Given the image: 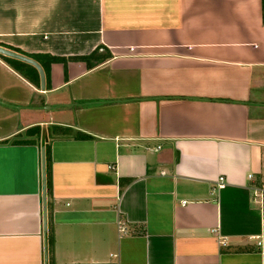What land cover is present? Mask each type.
<instances>
[{"label":"crops","instance_id":"crops-1","mask_svg":"<svg viewBox=\"0 0 264 264\" xmlns=\"http://www.w3.org/2000/svg\"><path fill=\"white\" fill-rule=\"evenodd\" d=\"M0 43L111 53L0 56V264H264L262 0H0Z\"/></svg>","mask_w":264,"mask_h":264},{"label":"trees","instance_id":"trees-1","mask_svg":"<svg viewBox=\"0 0 264 264\" xmlns=\"http://www.w3.org/2000/svg\"><path fill=\"white\" fill-rule=\"evenodd\" d=\"M262 7H263V21H264V0H262ZM0 44L3 46L9 47L11 49H14L20 53H23V54H26L28 56L35 58L42 65V67L44 69L46 88H48L50 85L49 66H50V63L53 61H62L64 63H66V61L68 59L74 58V59L85 60L88 64V66H93L96 63H99V62L103 61L104 59H106L107 57L111 56V53L107 48H105L104 53L99 52L100 46H97L94 50H92L88 54L79 55V56H72V57L67 58V57L52 55L50 53H27L24 50H21L20 48H17V47H13V46L6 45L3 43H0ZM0 56L3 59H5L14 69L19 71L23 76H25L28 80H30L32 83H34L37 87H40L39 73H38L37 68L34 65H32L26 61L20 60L18 58H14V57H11L8 55H4L2 53H0ZM77 136L87 137V136H89V134L79 131L77 133ZM46 183H47V186H50V172H49L48 167L46 169Z\"/></svg>","mask_w":264,"mask_h":264},{"label":"water","instance_id":"water-1","mask_svg":"<svg viewBox=\"0 0 264 264\" xmlns=\"http://www.w3.org/2000/svg\"><path fill=\"white\" fill-rule=\"evenodd\" d=\"M0 53L4 55H8L14 58H18L20 60L26 61L32 65H34L39 73V78H40V88L45 89L46 81H45V72L42 67V65L33 57L28 56L26 54L20 53L14 49H11L9 47L3 46L0 44ZM42 187H43V226H44V231L46 230V219H47V208H46V197H45V177H46V171H45V153L42 151Z\"/></svg>","mask_w":264,"mask_h":264},{"label":"built area","instance_id":"built-area-1","mask_svg":"<svg viewBox=\"0 0 264 264\" xmlns=\"http://www.w3.org/2000/svg\"><path fill=\"white\" fill-rule=\"evenodd\" d=\"M252 174H249V176H251ZM224 182H223V176H219V179H218V182H217V185L220 186L222 185ZM264 190V185L261 186L260 188V192H262ZM120 224V229L121 230H124V226L121 224V222L119 223Z\"/></svg>","mask_w":264,"mask_h":264}]
</instances>
